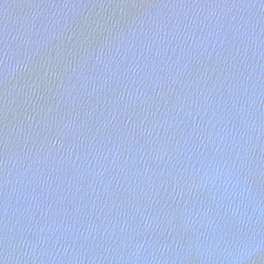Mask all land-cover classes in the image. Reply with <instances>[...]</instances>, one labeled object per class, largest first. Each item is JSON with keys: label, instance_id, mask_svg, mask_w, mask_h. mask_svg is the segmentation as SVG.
I'll return each mask as SVG.
<instances>
[{"label": "water", "instance_id": "water-1", "mask_svg": "<svg viewBox=\"0 0 264 264\" xmlns=\"http://www.w3.org/2000/svg\"><path fill=\"white\" fill-rule=\"evenodd\" d=\"M0 264H264V0H0Z\"/></svg>", "mask_w": 264, "mask_h": 264}]
</instances>
